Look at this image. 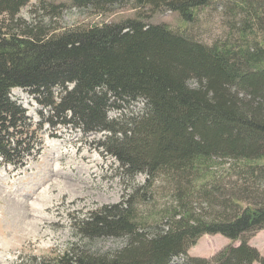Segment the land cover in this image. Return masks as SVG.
<instances>
[{"label": "trees", "instance_id": "trees-1", "mask_svg": "<svg viewBox=\"0 0 264 264\" xmlns=\"http://www.w3.org/2000/svg\"><path fill=\"white\" fill-rule=\"evenodd\" d=\"M67 1L99 17L126 8L135 13L120 23L46 31L20 19L29 0H0V160L23 169L39 156L37 133L44 128L104 133L98 146L121 176L143 174L146 187L166 185L170 203L159 220L165 230L159 222L149 233L140 228L147 220L136 219L131 197L77 221L81 237L126 240L110 257L71 249L32 264H170L180 257L182 264H264L248 245L264 229V0ZM216 2L226 3L235 40L207 46L147 22L171 11L191 24ZM43 9L52 16L58 7ZM15 89L41 107L38 122L11 98ZM138 100L141 111L123 120ZM111 110L120 119L111 120ZM217 160L238 162L239 169L220 171ZM233 172L241 185L222 184ZM216 194L223 201L217 211ZM215 235L239 245L210 260L188 257L200 238Z\"/></svg>", "mask_w": 264, "mask_h": 264}, {"label": "rangeland", "instance_id": "rangeland-1", "mask_svg": "<svg viewBox=\"0 0 264 264\" xmlns=\"http://www.w3.org/2000/svg\"><path fill=\"white\" fill-rule=\"evenodd\" d=\"M50 5L58 7V12L52 16L43 9ZM226 9V3L216 2L198 11L191 24H185L177 13L171 11H161L147 22L166 25L172 31H185L195 41L211 46L236 38L237 27L233 28L232 18L226 14ZM134 13L126 8L99 17L89 11L72 8L67 0H29L19 17L27 25L60 31L78 26L120 23L133 18ZM188 86L195 88L197 83L190 81ZM10 96L32 122H38L37 114L41 107L26 91L15 89ZM141 109L140 100L130 103L122 114L123 120L136 116ZM120 116L113 110L108 113L111 120L120 119ZM55 131L44 128L37 133L42 141L41 152L35 160L28 158L23 169L14 170L0 160V264H32V259L47 262L71 249L89 257H110L125 246L126 240L81 237L75 230L77 221L104 207L126 202L131 197L136 219L147 220L146 225L140 228L149 233L156 229L153 224L158 223L161 214L169 208L166 185L155 182V185L146 187L143 174L133 178L121 176L114 158L98 146L106 134L83 135L59 128ZM231 161L217 160V167L225 171L230 166L237 171L239 163ZM54 170H59L57 175L51 173ZM235 173L226 175L222 184L238 182L241 185L239 180L242 176ZM144 193L147 196L142 199L141 194ZM220 198L216 194L212 199L215 211L223 203ZM162 223L163 220L159 227L165 230ZM238 245L237 241L232 242L220 235L203 236L189 248L187 255L210 260L224 248ZM248 245L264 258V229L249 236ZM182 260L181 257L175 258L170 264H182Z\"/></svg>", "mask_w": 264, "mask_h": 264}, {"label": "bare ground", "instance_id": "bare-ground-1", "mask_svg": "<svg viewBox=\"0 0 264 264\" xmlns=\"http://www.w3.org/2000/svg\"><path fill=\"white\" fill-rule=\"evenodd\" d=\"M58 172H59V170H54V171H52L51 173H53L54 175H57ZM34 207H35V206H34Z\"/></svg>", "mask_w": 264, "mask_h": 264}]
</instances>
